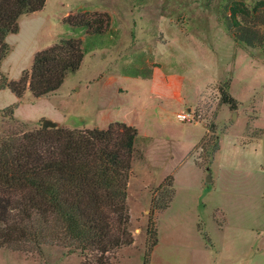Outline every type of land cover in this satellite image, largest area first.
Listing matches in <instances>:
<instances>
[{
  "label": "rangeland",
  "instance_id": "rangeland-1",
  "mask_svg": "<svg viewBox=\"0 0 264 264\" xmlns=\"http://www.w3.org/2000/svg\"><path fill=\"white\" fill-rule=\"evenodd\" d=\"M227 1L45 0L5 37L0 74L9 80L59 39L80 40L83 58L53 94L34 99L25 91L11 119L1 111L16 101L8 90L0 95V141L19 135V124L41 129L43 119L68 130L121 122L138 134L140 158L126 186L132 245L107 255L110 264H141L152 197L157 205L169 199L154 219L161 261L264 264V51L227 37L220 24ZM242 1L249 9L255 2ZM65 13L106 14L109 23L87 36L63 24ZM220 92L236 110L221 104ZM186 112L193 120L179 122L175 116ZM85 260L94 254L67 252L49 238L39 254L0 249V264Z\"/></svg>",
  "mask_w": 264,
  "mask_h": 264
},
{
  "label": "trees",
  "instance_id": "trees-1",
  "mask_svg": "<svg viewBox=\"0 0 264 264\" xmlns=\"http://www.w3.org/2000/svg\"><path fill=\"white\" fill-rule=\"evenodd\" d=\"M44 3L0 0V64L9 51L5 37L18 32V18L39 12ZM224 11L220 24L227 37L234 44L264 51V0H255L250 9L242 0H228ZM62 22L91 36L105 30L109 16L67 15ZM82 58L81 41L63 38L36 52L30 70L17 80L0 74V90L16 99L1 113L11 119L25 91L34 99L53 94L67 74L78 70ZM219 100L236 110L234 99L224 92ZM18 126L19 135L10 133L0 141V249L39 254L49 238L67 252L94 254L93 262L84 264H110L107 255L132 245L126 186L131 164L140 158L136 130L121 122L82 130L28 131L25 124ZM217 149L215 145L212 152ZM171 182L170 176L163 181L166 188ZM168 205L169 199L163 205L150 199L141 264H150L157 243L154 219Z\"/></svg>",
  "mask_w": 264,
  "mask_h": 264
},
{
  "label": "crops",
  "instance_id": "crops-1",
  "mask_svg": "<svg viewBox=\"0 0 264 264\" xmlns=\"http://www.w3.org/2000/svg\"><path fill=\"white\" fill-rule=\"evenodd\" d=\"M64 16H66V13L64 14ZM5 92H7L6 89L0 90V95L5 94ZM9 96H10V94H9ZM13 98H14V96H13ZM14 100L16 101L15 98H14ZM10 101H12V100H10ZM1 109H3V108H0V110ZM255 127H257L256 124H255ZM260 128L262 130V134H261V137H262V136H264V125L262 127H260ZM256 139H258V138H256ZM157 247H158V245H155L154 248H153V250L151 251V254H150V264H167L165 260L164 261H161L160 260V257H159V255L157 253Z\"/></svg>",
  "mask_w": 264,
  "mask_h": 264
},
{
  "label": "built area",
  "instance_id": "built-area-1",
  "mask_svg": "<svg viewBox=\"0 0 264 264\" xmlns=\"http://www.w3.org/2000/svg\"><path fill=\"white\" fill-rule=\"evenodd\" d=\"M175 117H176V119H177L179 122H189V121L193 120L191 114L188 113V112H186V113H181V114H177Z\"/></svg>",
  "mask_w": 264,
  "mask_h": 264
},
{
  "label": "water",
  "instance_id": "water-1",
  "mask_svg": "<svg viewBox=\"0 0 264 264\" xmlns=\"http://www.w3.org/2000/svg\"><path fill=\"white\" fill-rule=\"evenodd\" d=\"M40 128L41 129H52L53 128V123L49 120L43 119L40 122Z\"/></svg>",
  "mask_w": 264,
  "mask_h": 264
}]
</instances>
